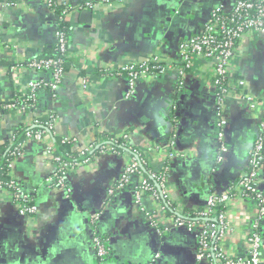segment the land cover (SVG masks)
Returning <instances> with one entry per match:
<instances>
[{
  "label": "crops",
  "instance_id": "crops-1",
  "mask_svg": "<svg viewBox=\"0 0 264 264\" xmlns=\"http://www.w3.org/2000/svg\"><path fill=\"white\" fill-rule=\"evenodd\" d=\"M60 1L76 8L86 1L94 5L69 13L72 35L64 82L56 96L50 90L42 92L37 108L31 110L44 118L55 114L48 140L77 137V155L79 147L97 134L96 128L105 136L126 134L128 142L147 156L151 171L169 162V193L184 214L206 208L213 192L245 175L262 110H252L238 96L227 97L230 151L217 162L211 60L200 58L180 84L176 69L146 75L130 98L127 78L119 71L127 63L154 57L177 61L179 42L200 30L218 0ZM87 10L92 16L83 14ZM57 22L56 11L44 0H0V100L27 93L31 79H50L49 72L29 67L28 60L56 44ZM230 73L232 84L245 82L242 93L264 102V37L244 39ZM22 118L20 110L0 113V144ZM44 144L30 141L15 165L24 190L41 207L39 215L22 219L8 195L0 198V264H212L208 258L196 260L193 232L173 228L162 237L155 232L147 211L155 212L164 225L173 223L159 201L146 195L142 209L131 187H116L108 194L132 158L128 149L119 154L94 151L89 163L72 169L67 193L48 181L53 164ZM257 184L264 193V167ZM256 208L254 199L234 190L227 212L231 226L219 240L229 254L247 252L245 235ZM99 211L100 218L92 224L90 215ZM95 233L107 237L111 248V257L103 263L95 255Z\"/></svg>",
  "mask_w": 264,
  "mask_h": 264
},
{
  "label": "built area",
  "instance_id": "built-area-1",
  "mask_svg": "<svg viewBox=\"0 0 264 264\" xmlns=\"http://www.w3.org/2000/svg\"><path fill=\"white\" fill-rule=\"evenodd\" d=\"M101 1L105 4L114 2V0ZM177 1L182 2L183 0ZM44 2L47 7L54 11L61 3L60 0H44ZM63 4L66 5L64 13L68 15L75 9L92 8L94 5L92 1H86L77 8L68 3ZM62 18V16H58V21ZM251 35L264 37V0H218V3L211 8L209 20L200 30L188 35L179 42V58L177 61L168 62L154 57L146 61L130 62L119 68L127 78L126 96L130 98L135 94L138 80L146 75L162 74L176 69L179 73L178 83L180 84L189 71L194 69L200 58L211 60L213 69L209 71V74L214 85L215 150L217 162L219 163L225 160L230 151L228 142L229 117L226 111L227 97L238 96L252 110H262L258 130L246 158L247 171L244 176L236 183L228 185L225 190L213 192L209 196L207 207L197 211L195 218L186 214H173V223L169 226L161 223L155 212H146L148 222L161 237L171 232L173 228L193 232L198 244L197 261L208 258L211 259L212 264H264V193L259 190L257 184L264 161V102L261 104L254 95L242 93L245 91L240 87H244L245 82L240 81L239 85L232 84L230 73L231 64L242 42ZM56 45L62 56H35L28 60V66L32 69L43 73L49 72L51 75L48 80L42 78L29 80L27 83L28 91L22 98V101L26 102L21 107L23 123L30 126L41 125L42 127L24 131L25 139L22 141L17 140L15 133L9 137L13 147L10 150L9 157L6 159L0 158V164H4L8 169L11 178L8 181L2 178L3 172L0 168V198L8 195L12 200L15 211L22 219L34 218L41 212V207L36 199L24 190L21 180L15 175L16 162L23 157L30 141L45 143V154L51 158L53 164L48 181L53 188L67 191V193L71 192L72 169H75L79 164L89 163L96 150L119 154L121 149L117 148L115 144L121 143L125 146L124 149H128L131 153L132 158L116 183L109 188L108 194L112 195L116 187H131L135 193V201L142 209L144 208L143 198L149 195L159 201L162 209L166 212L168 207L174 204L168 187L169 165L167 164L169 162L166 166L164 165L163 169L151 171L153 180H150L147 176L136 180L137 175L142 174V166L148 163V159L144 158L145 154L142 149L131 144L126 146L125 142H121V139L129 141L126 134L120 137L105 136L98 131V128H96L97 134L90 139L89 143L79 147L75 158L70 157L68 154L64 156L58 151V143L47 139L54 129L55 114H50L48 118L43 119L42 115H33L32 112L27 110L29 106L33 107L32 110L37 108L38 98L42 92L50 90L52 96H56L58 88L64 82L70 43L66 34L58 26L56 27ZM83 83L86 85V78L83 79ZM237 90L240 91L237 92ZM9 102L6 108H14L16 105L21 104L20 99ZM62 142L78 144L77 137L71 135L64 136ZM236 189L241 192L242 196H250L254 199L257 207L255 217L246 231L245 240L248 243V250L244 255L229 254L219 244V240L231 226L227 212ZM219 207H222V209L219 210ZM100 216L101 211L91 214V223L94 224ZM92 243L99 263H103L111 257L109 241L103 234L95 233ZM160 258L161 253H157V259Z\"/></svg>",
  "mask_w": 264,
  "mask_h": 264
},
{
  "label": "trees",
  "instance_id": "trees-1",
  "mask_svg": "<svg viewBox=\"0 0 264 264\" xmlns=\"http://www.w3.org/2000/svg\"><path fill=\"white\" fill-rule=\"evenodd\" d=\"M110 1H113V0H110ZM110 1H108V2H110ZM65 10H66V5L63 4L62 2L59 3L58 6L56 7L55 11H56L57 15L63 17L61 20L59 19V21L57 22V26L60 28V30H62L66 34V36L68 38V41L70 43L71 42L70 38H71V35H72V32H71L72 29H71V25H70V23L68 21V16L69 15L64 13ZM210 14H211V10L208 13L207 19L205 20V22H203L204 24L209 20ZM60 56H62V53L60 52V50H59V48L57 47L56 44L50 49L43 50V52H41L38 55V57H60ZM69 59L70 58L67 57L66 73H67V70H68ZM119 71L122 72L121 70H119ZM85 73H86L85 71H81V76H85L86 75ZM23 97H24L23 95L21 97H18V99H20V101H21L20 102L21 104L20 105H16V107H14V108H6L7 105L10 102L9 101L0 100V113L9 112V109H11L12 111H15V112L19 111V110L21 111V107L26 104V102L24 103V101H22ZM28 103H29V101H28ZM32 108H33L32 106H29L27 108V110L31 112ZM43 119H44V117H43ZM41 127H42L41 125L30 126L29 124L20 123L15 128L14 133L17 135V140L18 141H22V140L25 139L24 131H26L28 129H31V128H41ZM120 141L121 142L122 141L125 142L126 146H128L130 144L127 140H124V139H121ZM57 143H58V151H59V153L63 154L64 156H66V154H68L72 158L76 157L75 151L73 150V143H70V142L64 143V142H62L60 140H58ZM115 145L119 149H124V147H125L121 143H117ZM12 147H13V144L11 143V140L9 138L4 140L3 142H1V144H0V158L6 159L7 157H9V153H10V150L12 149ZM144 158L147 159V156L144 155ZM263 167H264V161H263ZM0 168H1V171L3 172L2 178H4L7 181L10 180L11 177L8 174V169L4 166V164H0ZM141 171L150 180H153L152 177H151L152 172H151V169H150L148 164H144L142 166V168H141ZM234 183H236V182H234ZM220 209H222V207H219V210ZM199 210H201V209H199ZM199 210H197V211H199ZM197 211H193V212H191L189 214L186 213V215L195 218L197 216V214H196ZM166 212H168L169 215L184 214V213H181L177 209V205L175 203L172 206L168 207Z\"/></svg>",
  "mask_w": 264,
  "mask_h": 264
},
{
  "label": "water",
  "instance_id": "water-1",
  "mask_svg": "<svg viewBox=\"0 0 264 264\" xmlns=\"http://www.w3.org/2000/svg\"><path fill=\"white\" fill-rule=\"evenodd\" d=\"M83 14H86L87 17H88V16H92V11L87 10V11H84ZM87 21H90V20H87Z\"/></svg>",
  "mask_w": 264,
  "mask_h": 264
}]
</instances>
